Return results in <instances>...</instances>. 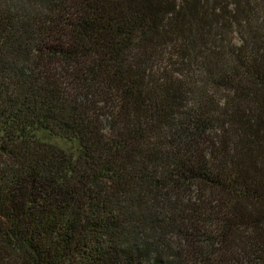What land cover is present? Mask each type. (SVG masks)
<instances>
[{
  "label": "trees",
  "instance_id": "trees-1",
  "mask_svg": "<svg viewBox=\"0 0 264 264\" xmlns=\"http://www.w3.org/2000/svg\"><path fill=\"white\" fill-rule=\"evenodd\" d=\"M0 264H264V0H0Z\"/></svg>",
  "mask_w": 264,
  "mask_h": 264
},
{
  "label": "rangeland",
  "instance_id": "rangeland-1",
  "mask_svg": "<svg viewBox=\"0 0 264 264\" xmlns=\"http://www.w3.org/2000/svg\"><path fill=\"white\" fill-rule=\"evenodd\" d=\"M50 140L53 141V142H56V143H60V144H62L64 147H68V146H70V144L63 142L62 140H57V139H50Z\"/></svg>",
  "mask_w": 264,
  "mask_h": 264
}]
</instances>
